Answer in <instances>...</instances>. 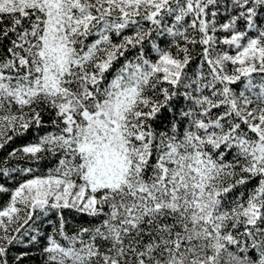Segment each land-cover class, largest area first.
<instances>
[{
	"label": "snow or ice",
	"instance_id": "1",
	"mask_svg": "<svg viewBox=\"0 0 264 264\" xmlns=\"http://www.w3.org/2000/svg\"><path fill=\"white\" fill-rule=\"evenodd\" d=\"M0 264H264V0H0Z\"/></svg>",
	"mask_w": 264,
	"mask_h": 264
}]
</instances>
